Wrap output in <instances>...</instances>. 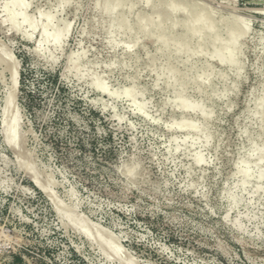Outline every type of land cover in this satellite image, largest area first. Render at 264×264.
<instances>
[{
    "label": "rangeland",
    "instance_id": "1",
    "mask_svg": "<svg viewBox=\"0 0 264 264\" xmlns=\"http://www.w3.org/2000/svg\"><path fill=\"white\" fill-rule=\"evenodd\" d=\"M23 1L0 0V264H264V0H173L246 28L221 48L138 33L157 0L118 30L97 0Z\"/></svg>",
    "mask_w": 264,
    "mask_h": 264
},
{
    "label": "bare ground",
    "instance_id": "2",
    "mask_svg": "<svg viewBox=\"0 0 264 264\" xmlns=\"http://www.w3.org/2000/svg\"><path fill=\"white\" fill-rule=\"evenodd\" d=\"M137 1H141L146 5L149 4V0ZM157 1L159 2V5L152 4L149 10L145 13L147 24L151 25V29H149L148 31L146 29L147 27H145L146 25H144V27L141 26V22L137 23L136 28V30H138L137 32L142 33L144 36L148 35L147 32H151V35L155 38V42L157 43H162V41L160 40H163V45L179 47V45H181V43L186 41L187 39H200V36L203 35L204 37H207L208 40H210L211 46L218 45V47L220 48L226 46L233 47L238 44L239 38H241L246 32V28L244 29L242 26H240V24L237 23L238 20H236V18H232L230 21L227 20L223 22L221 25H219L218 30L212 32L211 20L199 13H194L190 16L189 13L186 12L187 10L185 6L187 5L186 3H184V1L182 3H179L178 5H174L173 0ZM130 2L131 0H97L100 12L104 15L112 17L111 25L116 30H118V27L123 26L127 19L125 20V17L122 14L121 16L117 17H114V14L119 8H129ZM10 3L12 6V9L10 10V16H14L17 9H20L21 12L26 9V4L23 0H10ZM175 11H181V15L183 16V20L180 22V26L177 30H174V26L172 24L170 26H167L166 24L168 20H171L173 18V14L175 13ZM160 18L161 20H159L158 22L154 21ZM49 19L50 14H44V20L46 23L49 22ZM23 22H27L29 24V27L32 26L31 19H24ZM192 22L198 23L196 27L191 24ZM63 33L64 31L54 30L51 33H48L46 30H43L40 34L38 45L48 41L53 43L54 45H57L63 38ZM77 62L78 60L73 62L71 69H77ZM94 86H96L98 89L102 88L101 84L94 83ZM256 106L257 108L261 109L260 113L264 118V97L258 99Z\"/></svg>",
    "mask_w": 264,
    "mask_h": 264
}]
</instances>
